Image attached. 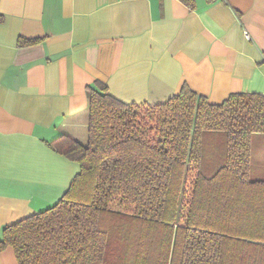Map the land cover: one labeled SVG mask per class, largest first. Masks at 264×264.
Instances as JSON below:
<instances>
[{
	"label": "trees",
	"instance_id": "trees-1",
	"mask_svg": "<svg viewBox=\"0 0 264 264\" xmlns=\"http://www.w3.org/2000/svg\"><path fill=\"white\" fill-rule=\"evenodd\" d=\"M86 95V142L50 144L79 172L56 204L5 226L0 251L17 264H264V177L251 179L264 94L211 104L184 86L127 104L96 81Z\"/></svg>",
	"mask_w": 264,
	"mask_h": 264
},
{
	"label": "crops",
	"instance_id": "crops-1",
	"mask_svg": "<svg viewBox=\"0 0 264 264\" xmlns=\"http://www.w3.org/2000/svg\"><path fill=\"white\" fill-rule=\"evenodd\" d=\"M96 81L127 104L264 94V0H0V239L79 172L50 144L86 142Z\"/></svg>",
	"mask_w": 264,
	"mask_h": 264
},
{
	"label": "rangeland",
	"instance_id": "rangeland-1",
	"mask_svg": "<svg viewBox=\"0 0 264 264\" xmlns=\"http://www.w3.org/2000/svg\"><path fill=\"white\" fill-rule=\"evenodd\" d=\"M86 137V133L84 138ZM85 142V140H84ZM213 146V152L216 150V145H221L220 141L218 143H211ZM252 162H251V179L263 178L264 177V135H258L253 138L252 141ZM209 151V150H207ZM209 161L212 157L207 155Z\"/></svg>",
	"mask_w": 264,
	"mask_h": 264
}]
</instances>
